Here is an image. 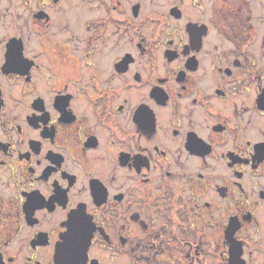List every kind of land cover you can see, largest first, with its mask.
I'll return each instance as SVG.
<instances>
[{
	"label": "flooded vegetation",
	"instance_id": "obj_1",
	"mask_svg": "<svg viewBox=\"0 0 264 264\" xmlns=\"http://www.w3.org/2000/svg\"><path fill=\"white\" fill-rule=\"evenodd\" d=\"M0 264H264V0H0Z\"/></svg>",
	"mask_w": 264,
	"mask_h": 264
}]
</instances>
